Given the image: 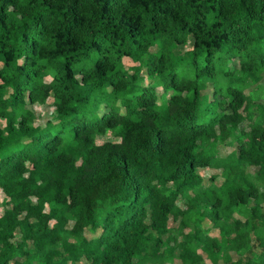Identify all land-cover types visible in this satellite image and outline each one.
I'll return each mask as SVG.
<instances>
[{
  "label": "trees",
  "instance_id": "16d2710c",
  "mask_svg": "<svg viewBox=\"0 0 264 264\" xmlns=\"http://www.w3.org/2000/svg\"><path fill=\"white\" fill-rule=\"evenodd\" d=\"M262 82L264 0H0V264H264Z\"/></svg>",
  "mask_w": 264,
  "mask_h": 264
},
{
  "label": "rangeland",
  "instance_id": "374dc122",
  "mask_svg": "<svg viewBox=\"0 0 264 264\" xmlns=\"http://www.w3.org/2000/svg\"><path fill=\"white\" fill-rule=\"evenodd\" d=\"M190 44H191V40L190 39H188L187 40V44L184 46V47H178L177 48V52H179V53H182V52H184V51H186V50H188L189 48H190ZM123 65H124V67H128V66H131L132 65V63L131 62H129L128 60H123ZM233 64L232 63H230L229 64V66H232ZM141 74H143V72L141 73ZM48 80V78H45V81H47ZM146 83H147V81H145ZM262 84H264L263 82L262 83H260L259 85H254V86H250V87H248L246 90H244V93L245 94H248V93H250L252 90H258V87L260 86V85H262ZM207 92H209V88L207 87V89L205 90V91H203L202 93H207ZM156 93L157 94H159L160 93V89L159 88H156ZM49 100L46 102V104L45 105H43L42 107H33L32 109H33V111H34V113L36 114V123L37 124H42L47 118H49L50 116H51V111H52V108H51V106L49 105ZM110 138H109V135H106L104 138H102V139H98L97 140V142L99 143V142H102V141H104V140H109ZM234 146L235 145H233V146H228V145H223V146H220L219 147V149H218V151H219V153L220 154H226L227 152H229L230 150H232V148H234ZM201 175L202 176H204V177H207L208 176V173H204V172H201ZM0 198H2L1 197V194H0ZM1 211H2V208H1V206H0V214H1ZM174 264H178V262H177V260L174 262Z\"/></svg>",
  "mask_w": 264,
  "mask_h": 264
}]
</instances>
